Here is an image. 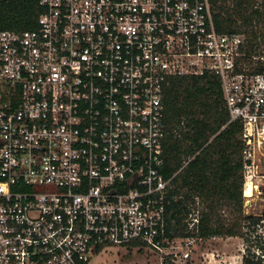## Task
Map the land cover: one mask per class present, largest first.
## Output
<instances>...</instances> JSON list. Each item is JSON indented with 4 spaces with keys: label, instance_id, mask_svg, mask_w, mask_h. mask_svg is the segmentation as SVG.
Returning <instances> with one entry per match:
<instances>
[{
    "label": "built area",
    "instance_id": "2783aa9c",
    "mask_svg": "<svg viewBox=\"0 0 264 264\" xmlns=\"http://www.w3.org/2000/svg\"><path fill=\"white\" fill-rule=\"evenodd\" d=\"M212 1L39 0L33 29L0 32V264L111 249L190 264L201 211L184 220L195 236H168L186 163L164 178L162 101L173 78L204 74L241 125L240 262L264 264V45L216 30Z\"/></svg>",
    "mask_w": 264,
    "mask_h": 264
},
{
    "label": "trees",
    "instance_id": "16d2710c",
    "mask_svg": "<svg viewBox=\"0 0 264 264\" xmlns=\"http://www.w3.org/2000/svg\"><path fill=\"white\" fill-rule=\"evenodd\" d=\"M39 0H0V32L35 27ZM216 30L243 33L251 47L264 45V0H213ZM167 137L163 145L164 178L173 179L166 206L167 234L193 235L184 220L198 200L203 205L197 235L241 236L244 216L241 195V125L229 122L219 80L210 74L173 78L163 96ZM174 197V198H173ZM226 208L228 216L221 215ZM195 236V235H193ZM244 264H259L248 258ZM170 264V263H168Z\"/></svg>",
    "mask_w": 264,
    "mask_h": 264
},
{
    "label": "rangeland",
    "instance_id": "374dc122",
    "mask_svg": "<svg viewBox=\"0 0 264 264\" xmlns=\"http://www.w3.org/2000/svg\"><path fill=\"white\" fill-rule=\"evenodd\" d=\"M198 210L202 211L203 205L199 204ZM221 215L228 216L226 208H223ZM245 238L243 230L241 236L206 238L196 243L190 264H241L239 255H242V252L239 249L245 244ZM124 253L118 249L107 250L93 258L89 264H156V260L151 257L124 255ZM211 253H214V258H211Z\"/></svg>",
    "mask_w": 264,
    "mask_h": 264
},
{
    "label": "bare ground",
    "instance_id": "6f19581e",
    "mask_svg": "<svg viewBox=\"0 0 264 264\" xmlns=\"http://www.w3.org/2000/svg\"><path fill=\"white\" fill-rule=\"evenodd\" d=\"M248 194H249V190L247 189V190H246V195H248Z\"/></svg>",
    "mask_w": 264,
    "mask_h": 264
}]
</instances>
